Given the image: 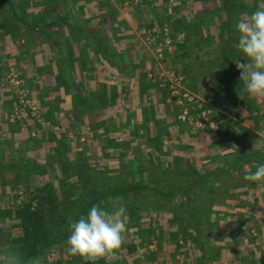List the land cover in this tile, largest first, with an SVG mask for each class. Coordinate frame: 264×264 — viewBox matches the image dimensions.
Returning a JSON list of instances; mask_svg holds the SVG:
<instances>
[{"label":"crops","instance_id":"0c3cea01","mask_svg":"<svg viewBox=\"0 0 264 264\" xmlns=\"http://www.w3.org/2000/svg\"><path fill=\"white\" fill-rule=\"evenodd\" d=\"M159 1L163 7L157 25L169 27L174 39V49L167 52L163 65L177 64L173 68L185 77V87L212 108V125L217 126L201 130L194 140H189L186 133L184 144L194 142L197 173L211 178L217 174V181L225 171L220 175L225 183L217 189L227 191L223 205L214 206L225 214L210 236L216 244V257L210 258L209 251L206 253L202 242L196 240L186 250L179 244V250L165 251L159 260L162 264H264V182L243 178L258 164H264V99L238 94L243 82L236 62H247V57L235 47L238 33L234 27L240 14L264 7V0ZM68 2L66 11L52 1L56 9L51 15L34 13L36 18L52 20L49 29L39 26V21L31 28L32 33L28 25L22 28L26 41L28 34L35 36L31 48L22 40V68L27 72V82L40 85L36 87L39 95L42 87L50 90L49 97L57 106L54 114L61 123L67 122V130L78 128L86 135L91 144L86 145L89 157L98 151L104 161L110 157L118 164L124 148L130 150L134 162L141 157H134L136 148L155 157L161 147L163 152H176V146L169 142L183 136L176 126V109L169 102L167 89L149 79L157 60L147 49L139 26L146 20L147 11L151 16L154 9L145 6L123 13L118 8L108 11L110 0ZM47 31L52 35V48L50 56L44 57L47 41L43 36ZM13 32L0 26V35L8 36L6 43L0 44L4 46L0 48L2 58L8 57ZM32 58L43 64L33 63ZM47 78L49 85L45 84ZM29 137L30 133L22 131V147L32 145L28 144ZM180 232L170 240L179 243ZM130 253L126 249L115 256L120 259ZM141 255L133 257L131 264H146ZM52 256L56 259L58 255ZM151 257L147 264H157L156 254Z\"/></svg>","mask_w":264,"mask_h":264},{"label":"rangeland","instance_id":"374dc122","mask_svg":"<svg viewBox=\"0 0 264 264\" xmlns=\"http://www.w3.org/2000/svg\"><path fill=\"white\" fill-rule=\"evenodd\" d=\"M52 1H57V6L58 8L61 7V10H68V0H0V26L4 29L10 27L14 31L11 33L13 38L11 41L12 44L9 43L7 59L6 57L2 58L0 54V112H2L0 113V250L15 247L26 257L28 248L22 246V242H20L25 236V233L17 218L15 210L20 208L24 202H31L33 204L32 207H36L42 192L54 193L55 191L58 193L61 200H63V197L65 199L71 196L70 202H72L81 189L76 177L67 178L64 173L66 170L68 176H72L75 172L80 170L79 166L87 163L97 168L109 167L112 170L119 171L122 166L121 163H124L123 165H127L126 167L128 170L132 172V174H130L131 176L127 177L128 182L133 183L138 177L141 182L149 187L153 185L154 182L152 183V180L155 178L153 177L152 180H150V173L155 172L154 169L150 170L153 165L177 176H182L184 174L191 176L198 170V164L195 159L194 142H187L188 144H184L183 138L185 134L188 133L187 135L189 137H187V135L186 137L189 140H194V135L203 129H217L216 125H212V118L215 117L213 115L212 117H204V120L201 119L203 120L201 126L196 122H190L184 119V112L186 111L190 113V117L200 118V116H203V112L201 111L202 108V110L210 112V115L212 114V108L207 106V103L198 95L185 87V77L177 69H174L177 67L174 61V68L164 67L163 65L167 52L174 49V39L171 36L169 27L165 26L162 29L157 25L158 16L161 14L160 8L163 7V3H160L159 0H110L106 8L111 12H113V8H118L123 13L128 12L132 8L139 10V8H145V6H148V10L149 8L150 10H152V8L154 9L153 15L150 14L151 16H149V11H147L148 15H146V20H141L139 24L142 29L141 36L148 45L147 49L153 53L154 58L157 60V64L155 63L156 69L149 73V79L167 89L170 96L169 102L174 105L176 109L177 121L179 122L176 123V126L181 130L183 136L181 137L182 140L181 138H175L173 140L170 138L171 141L169 142L172 143L173 147L176 146V152L170 149L164 152L162 150L158 152L157 149L156 152L160 156V162H158V157L154 155V157L157 158L155 164L152 162L151 156H148L142 148L133 150L138 153L139 150H141L142 156L138 159L142 166H140V170L138 169L139 167H137L138 164H135L132 160V156L125 148L122 155L123 158L119 159L122 160V162L118 164L114 162V159H110L109 156H107L109 158L104 161V157L102 154L99 155L98 151H96L97 155L91 154L89 157L87 152H89L88 149L90 148H87L86 145L91 144L88 142L86 135H82L81 133L83 132L78 130V128L71 131L67 130V122L66 124L61 123L62 121H60L59 116L54 114V107L57 106H55L56 104L52 102L49 97L50 90H46V88L42 87V94L39 95V91L36 87L40 85H38V83L33 84L27 82V77L25 75L27 72L25 67L22 68V40H25L22 36V28L28 25L29 32L32 33L33 27H35L36 23L39 21V26H42L44 29H49L52 20L49 17L45 19L41 17L36 18L38 15L34 13L44 11L43 16L45 14L48 16L51 15V12L56 9V5H54ZM144 2L148 4H144ZM142 10L143 9L140 11ZM167 10L169 14H173L172 8H168ZM0 37L2 39L0 40V44L6 43L5 39L8 36L0 35ZM27 37H29V41L25 40L29 44L27 47L31 48L34 46L35 36L28 34ZM43 37L46 38L47 47L45 48V52L42 53L44 57H49L52 48V35L48 32ZM3 47V45H0V48ZM28 52H30V50ZM32 61L36 63V61L39 60L33 59ZM39 63L43 64L41 60ZM45 71L46 69L43 70V73H45ZM174 77L180 78L181 90L194 96L195 100L199 101L198 104L199 106L201 105L200 108L188 106V104L184 102L180 104L177 99L172 97L169 89V80L174 79ZM46 80L47 82L45 84L49 85V79L47 78ZM31 126L33 127L31 128ZM22 131H24V133H30V141L26 139L28 140V144H32L33 146L25 145V147H22ZM151 141L157 142V140L153 138H151ZM12 164H14V166L16 164L19 167H12ZM26 165L31 168H28L29 170L21 168V166L23 167ZM33 167L35 169H32ZM31 170L36 171L31 174L26 173ZM207 172L208 171H206V173ZM220 175H218L219 178L217 181L212 182L207 190L208 192H206L207 194L215 196L218 191V185H220V183H225L220 179ZM195 179L196 178H194V180ZM121 180V183H123V177ZM170 180V182H172L175 178L171 177ZM161 188L163 194L159 198H152L149 194L151 190H144L141 188H137L133 191L131 196H129L130 200L140 204L141 207L126 212L127 231L124 234V242L113 255L104 258L106 263L131 264V259L133 257L142 254L141 258L147 264L149 260H152L151 255L156 254L157 259H153L157 264H162L159 258L164 256L163 253H165V251H171L173 248L174 251L179 250V244L183 246L182 249L186 250V248H188L187 245L193 244L196 240L202 242L203 246L209 250L208 255L210 258L211 256L216 257V251L214 250L216 244H214L210 236L212 229L217 225V220L224 217L223 215L225 214L215 209V212L211 215V220L214 223L210 225L207 231L204 230L203 226L200 228L202 232L205 231L204 238H201L188 223L173 213L183 206L175 196L169 194L170 189L171 193H174L178 187L175 185H165ZM226 197L225 195L219 197V202H216L214 205L222 206L223 201L227 199ZM187 198L196 201L195 197L192 195L188 197L184 196V199ZM65 204V206L62 205L63 208L69 210L71 204L67 201ZM96 205L110 207V200L98 202ZM197 205H201V203H197ZM70 213L72 216L74 209H70ZM71 220L72 218L68 219L70 222ZM204 222L205 221H201L202 224H204ZM179 231H182L178 239L179 243H174L173 239L170 240V237L172 238V235L177 234ZM67 237H61L46 248L42 253L44 257L37 256L41 259V264H54L53 262L57 260V264H91V262L82 261L80 257H72L67 254L65 250V241ZM131 246L134 248L130 249V252H132L130 255L123 256L120 259L115 256L122 255V252H125V250ZM138 249L142 253H139ZM52 254H54V256L58 255L57 258L51 259L53 257ZM207 261L209 263V260ZM210 262L213 261L210 260Z\"/></svg>","mask_w":264,"mask_h":264},{"label":"trees","instance_id":"16d2710c","mask_svg":"<svg viewBox=\"0 0 264 264\" xmlns=\"http://www.w3.org/2000/svg\"><path fill=\"white\" fill-rule=\"evenodd\" d=\"M163 148L158 149V152ZM128 150L127 152H129ZM133 153V151H132ZM134 157H140L141 150L134 152ZM153 154V153H152ZM151 156V155H150ZM158 162L159 160V155ZM152 162L155 164L157 158L154 157V154L151 156ZM122 160H120V163ZM135 161V164H138V169H141V163ZM121 163L120 170H112L109 167L106 168H97L87 163H84L82 166H79V171L75 172L72 176H68V172H64L67 178L76 177L79 182L81 191L77 194L76 198L71 201V196L66 197L61 200L58 196V193L55 192H42L40 200L36 207H32L31 202H24L20 208L15 210L17 218L19 219L25 236L20 242L22 246L28 248L27 257L32 258L38 255H43L42 253L46 248L52 245L53 242H56L61 237H67L69 235V218H72L71 222L78 219L81 215L87 213L91 206L96 205L98 202L107 201V200H122L126 206V212L133 210L134 208L141 207L140 204L133 202L129 199V196L137 188L144 190H151L149 194L152 198H159L162 196V188L165 185H175L178 187L169 194L175 196L180 203L183 204L182 208L174 211L178 217L183 219L189 226H191L201 238H204V232L207 231L211 225V215L215 212L214 204L219 202V197H222L227 194L226 189L216 192L215 196L207 194L208 188L212 182L216 181V175L211 178L209 175H204L197 173L195 171L191 176L182 175L177 176L175 174L169 173V171L164 170L156 165H153L150 170H155V172L150 173V180H152L153 185L148 186L140 181V178L133 183L128 182L127 177L131 176L132 172ZM141 166V167H140ZM12 167H19L15 164H12ZM78 167V166H77ZM154 167V168H153ZM23 169L31 168L30 166H21ZM32 169H35L34 167ZM36 170H31L26 173H34ZM152 172V171H151ZM197 173V174H196ZM123 177V183L122 182ZM174 177L175 180L170 182V178ZM194 178H196L194 180ZM140 181V182H139ZM151 188V189H150ZM45 190V189H44ZM206 194H205V193ZM147 194V195H149ZM194 196L195 200H190L189 198L184 199V196ZM151 198V199H152ZM36 199V198H35ZM61 200V201H59ZM64 201V202H63ZM70 203L71 208L74 209V213L71 216L70 209L63 208L62 205H66L65 202ZM152 202V201H150ZM201 203V205H197ZM184 211V213H183ZM201 221H205L204 224ZM203 226L204 230L200 229ZM180 232V231H179ZM182 232V231H181ZM180 232V233H181ZM134 247H128L127 249H133ZM206 249V253L209 251ZM205 253V254H206ZM95 264H109L105 262V259H100L95 262Z\"/></svg>","mask_w":264,"mask_h":264},{"label":"clouds","instance_id":"9594fccd","mask_svg":"<svg viewBox=\"0 0 264 264\" xmlns=\"http://www.w3.org/2000/svg\"><path fill=\"white\" fill-rule=\"evenodd\" d=\"M234 27L238 33L235 47L247 57V62H236L243 82V89L238 94L264 99V7L240 14ZM243 178L264 182V164H258L254 172H247ZM68 228L67 254L95 264L122 246L127 231L126 206L116 199L110 200V207L93 205L86 214L70 222ZM0 264H41V259L26 257L19 249L9 247L0 250Z\"/></svg>","mask_w":264,"mask_h":264},{"label":"built area","instance_id":"2783aa9c","mask_svg":"<svg viewBox=\"0 0 264 264\" xmlns=\"http://www.w3.org/2000/svg\"><path fill=\"white\" fill-rule=\"evenodd\" d=\"M169 89L171 91V94H172V97L174 99H177L178 102L180 104H183L186 103L188 104V106H193L194 108H200L201 105L199 106V101L198 100H195V97L194 96H191L190 93L188 92H185V91H182L180 88V84H181V80L180 78H175L172 79V80H169ZM203 109V108H202ZM201 111L203 112V116L200 118H192L190 117V113L188 111L184 112V119L185 120H188L190 122H196L198 125H202L203 124V120H204V117H209L210 116V112H207V110H202ZM203 119V120H201Z\"/></svg>","mask_w":264,"mask_h":264}]
</instances>
